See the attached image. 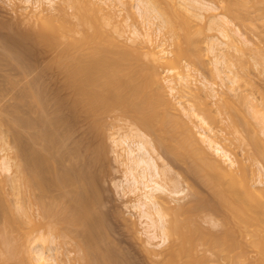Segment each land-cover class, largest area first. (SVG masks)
Instances as JSON below:
<instances>
[{
	"label": "bare ground",
	"instance_id": "bare-ground-1",
	"mask_svg": "<svg viewBox=\"0 0 264 264\" xmlns=\"http://www.w3.org/2000/svg\"><path fill=\"white\" fill-rule=\"evenodd\" d=\"M63 1L72 9L66 17L54 11L53 0H26V9L30 7L36 15L38 26L34 27L43 42L52 48L62 47L55 60L69 71V83L84 115L94 117L99 124L111 113H117L119 119H131L128 134L114 137L112 143L127 153L126 157L121 152L117 156H124L132 182L130 191L137 194L133 208L138 205L142 210L147 243L161 248L158 252L148 250L150 260L154 264H253L246 253V247L251 246L261 255L254 264H264V165L255 158L264 155L262 142L256 136H243V141L247 139L254 147L246 158H238L225 142L230 139L218 130L222 101L227 109L235 108L244 122L233 119L234 132L239 133L242 124L252 130L246 112L231 97L241 74L234 69L230 50L236 53L242 48L240 44L244 47L249 43L233 18L211 13L218 10L213 6L216 4L202 0ZM125 3L140 16L141 22L134 19L128 23L126 39L138 42L139 48L125 44L122 30L117 29L114 36L106 28L109 21H118V11L122 10L115 7L121 9ZM256 3L264 4V0ZM196 19H207L209 30L221 37L208 39L206 52L211 56L215 78L224 83V90L220 86L223 96L216 88L219 85H213L200 70L204 58L193 50L198 46L193 38ZM175 39L178 42L170 50ZM30 83L25 96L33 104L27 105L25 117L19 120L24 139L13 138V146L6 134L0 139V172L11 173L8 178L13 177L11 190L17 197L13 206L7 204L0 224L4 254L17 259V248L24 247L26 257L29 254L26 263L62 264L58 256L61 241L74 244L69 253H80L73 259L76 262L114 264L113 252H103L98 244L104 229L102 214L95 211L101 206L96 189L99 160L94 152L93 157L85 158L89 145L76 144L75 126L65 115L48 112L45 95ZM238 101L252 102L247 96ZM248 107L253 114L251 104ZM2 125L6 123L0 118ZM261 130L264 135V127ZM144 131L154 137L158 147L186 164L192 177L212 193V199L203 198L192 184L181 188L184 178L177 173L171 177L173 171L158 163L155 144ZM251 159L254 162H249ZM2 190L0 207L4 204ZM187 190L193 198L181 203Z\"/></svg>",
	"mask_w": 264,
	"mask_h": 264
},
{
	"label": "rangeland",
	"instance_id": "rangeland-1",
	"mask_svg": "<svg viewBox=\"0 0 264 264\" xmlns=\"http://www.w3.org/2000/svg\"><path fill=\"white\" fill-rule=\"evenodd\" d=\"M202 1L207 2V4L211 2V5L216 4L213 6L218 7V10L211 13L226 15L230 19L233 18L232 20L234 25H236V27H238L243 32L245 38L249 40L247 46L243 47V45L240 44L242 48L238 50L239 52L236 51L235 53V51L230 50L231 59L233 55L232 62L235 63L234 69L239 75L241 74L243 76L242 77L240 75L241 81L239 85L235 86L237 88V91L236 93H231V97L235 102H238L240 107L246 112L247 116L249 117L250 123L252 124V130H250L249 126H247L246 124H242L239 126V133L234 132L233 129H231V124L233 123L232 120L234 119L239 123L244 122L243 120L240 121L242 117L239 116L240 114L238 113V111L235 108L227 109V106L225 104H222L224 102L222 100V102L220 103L222 105L221 108L223 110V113L217 115L218 120L220 121L218 122V130H220L223 135L227 136L230 139V141L228 140L225 142L230 147L233 155H236L238 158H246V156L249 155V152H251L252 147L254 146L253 144L251 145V143L249 145L247 139H245L244 142L242 139L243 136H249V138L251 136H256L262 142L261 145L264 146V135L261 133V129L262 127H264V4H254L256 0ZM127 3H129V1ZM27 5L28 4L26 3V0H0V118H2L4 124L6 123L7 125H2L0 127V131L2 130L0 133V139L4 138L5 134V138L7 137V142L9 141L10 143H12L14 139L21 138L20 135L25 130L23 129L22 131L23 127L20 126V121L25 117V112L27 111V109H29L27 105L31 106L33 104H29L28 99H26L27 96H25V89L30 82L34 83V81L37 79L35 81L36 86L35 83L34 86L38 89L40 87V91L43 92L42 95H45L43 97H45V99L47 100L48 112L52 113L55 111L61 113L62 115H65L67 118L65 116L64 117L68 120V122L71 125L73 124L75 126L73 127V130L75 132L73 140L75 138L76 144L81 143L80 145L83 147L84 145L86 147L89 145V149L85 147L87 149L85 158L89 159L88 157H93L95 154V156L99 160V165L96 172V189H98V191H96L98 192V194L100 193V195H98L100 198V200L98 198V202L101 203V206H97V209H100L95 211H98V213L100 212L102 214V219L100 218V222L103 223V228L105 230H101L100 228L101 232L103 233L98 230L97 235H100L101 233V235L103 234L106 237L105 238L102 235L100 238L98 236L100 238H98V241L101 242H98L99 247L101 248V250L103 249V252H113L111 253V255H114L113 259L114 261H116V263L114 262V264H154V262L149 258L148 250H155L156 252H158L161 248H153V246L151 247V245L147 243L148 237L145 233L147 226H145L144 224L145 220H143V218H140L142 210L138 205L133 208V205L136 204L137 194L130 191L132 182L129 181L127 172L128 168L124 163V156L126 157L127 153L124 152L121 148H115L112 143V139L114 137L118 139L120 136L122 138L123 135L129 132L128 126H130L131 119L125 116H122L121 119H119L117 116H115V114L117 113H111L110 115L104 117L99 124L98 122H96V119L94 117H86L84 115L81 110L80 102L78 101V96L69 83V71H67L66 67H61V65H58L55 60L57 59V54L62 47L60 48L56 46L58 49L54 47L56 49L55 50L47 43L43 42L39 33H37L38 31L36 27H34L35 25H37V22L34 21V17H36V15L34 16L30 7L26 9ZM52 5L55 12L65 17L68 16V13L72 12L70 3L64 2L63 0H53ZM130 6L129 4H126L124 7L122 6L123 8L121 7V9H119L120 7L118 6V8L115 7L114 10L116 11L122 10L121 13L120 11H118L120 14L117 18L118 23L114 22V20L109 21L106 28L114 36L117 35V29L122 30L123 36L121 37L124 38L121 39L126 42L125 44L131 47L139 48L138 42H130L126 40L128 38L127 36L129 35L128 23H131L134 19H137L138 23L139 21L141 22L139 18L140 16L137 13V9H131L133 7ZM162 7L164 8V4ZM130 9L134 13L131 12L129 14ZM128 17L131 18L124 21ZM206 20L207 19L202 20V22L199 19L195 20V27H197V31H195L194 27L193 28L195 32L193 31V29L192 31L193 33H195L193 38H195L198 42V46H196V44L195 47H193V50L196 51L197 54H199L198 56L202 57L200 58L201 60H203L204 58V65L199 64V66H205L203 67L204 69L200 67L203 76L208 81L212 82L213 85H219V87L216 88L220 92V89L224 86V83L221 84L220 80L218 81V78H215V75L212 72L213 66L211 65V56L208 52H206V48L208 46V39H210L211 37H213V39H215L216 37L221 39V37L217 31L213 29L209 30V22ZM103 21H106V18H104ZM201 27H203L204 29H201ZM198 30L204 31H202V33H199ZM176 42H178V39H175V41H173L174 44L172 45V47H170V50L175 48L174 45L177 44ZM183 47L187 48V45L183 43ZM231 51L233 52L231 53ZM242 57L243 59H241ZM242 61H245V63ZM158 69L164 77H168V75L163 72L162 68ZM222 89L224 90L225 88ZM223 90L220 92V95L222 94ZM245 96H247L252 101L251 103H249V105L248 103L244 104L243 102L242 104H240V102L238 101L244 99ZM250 104L254 110L253 114L250 112V107H248L250 106ZM213 106L216 108L217 105ZM114 116L119 120H117V118H115ZM237 116L239 117V119ZM8 127L10 128L8 129ZM254 127L256 129L255 132V129L253 130ZM16 133L20 137L17 136ZM145 134L152 141V143L155 144L156 152L154 153V157L157 158L158 163L162 167H168L173 171L172 173H169L171 177L174 173H177L184 178L183 183L180 185L181 188H186L188 184H192L195 188L198 187V189H196L200 191L201 196H204H202L203 198L208 196V199H212V193H210L211 195L208 194L209 190L206 187L202 186L201 183H198L194 176L192 177L189 169H187L188 166L186 164L178 160L176 157L173 158L174 156L170 155L168 152L166 153L162 148L158 147L155 143L154 137L151 134L147 132H145ZM23 136L22 138L24 139ZM22 138L20 140H22ZM13 144L14 143H12V146ZM263 146H261L262 150H264ZM1 148L2 145L0 143V157L3 156ZM92 152H94L93 156H91ZM120 152L124 155L123 157H120L121 154L117 156ZM9 154L12 156V158L15 159L16 156L12 151ZM263 156L264 155H261V157ZM261 157L259 155V159L257 158V156L255 158L261 161L264 165V158ZM16 160L18 162L19 158L17 157ZM252 161L253 160L251 159L249 162L252 163ZM14 163L16 164L15 160ZM15 168L16 166H14V168L12 169L13 173L16 170ZM9 174H6L2 171L0 172V181L5 180V182L2 181V184L0 182V190H4L1 191L3 192L2 197H4V204L0 207V224H2L3 213L4 209H6L7 207V204L10 203L12 205L17 202V197H14L16 196L14 195L15 190H11L13 189L12 186H14V183H11L13 180L11 178L13 177L10 176L11 178H8ZM186 193L187 196L181 203L193 198L191 197L189 190H187ZM209 195L211 198H209ZM1 202L3 203V199ZM98 213L97 216L100 217V213ZM202 224L205 225V223L203 222ZM204 227L206 228L208 226L205 225ZM217 229L219 230L220 227ZM216 232L219 233L218 231ZM133 234L137 235V237H135V235ZM0 240L2 241L1 238ZM1 241L0 264H30L29 260L28 263H26L27 261L25 262V259H28L29 254L28 257H26L27 254L24 253L28 252H26V249L24 251V247L17 248V253L15 254L17 259L14 257H12L13 259H11L9 258V256H6L4 254L5 249L3 247L5 246L1 243ZM155 241L156 240H153V242ZM244 241H248L247 238ZM59 243L60 246L58 248V256L59 259H61L62 264H81L80 262L74 261L76 259L75 257L80 255V253L76 251L77 249L75 250L76 254L75 252H73L75 248V246H73L74 244H62L61 241ZM71 248H73V251L69 253ZM246 248L248 250H244H247L246 253L252 260L251 263L254 264V261L258 262V259L261 256L258 249L255 247L251 248V246ZM18 249L20 251H18ZM153 256L154 255L152 254V257ZM118 259L120 262L118 261L117 263ZM154 259H157V257H155Z\"/></svg>",
	"mask_w": 264,
	"mask_h": 264
}]
</instances>
